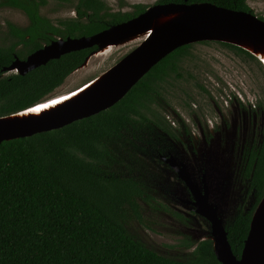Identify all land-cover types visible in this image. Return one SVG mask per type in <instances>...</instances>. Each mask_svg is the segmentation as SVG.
Wrapping results in <instances>:
<instances>
[{"label":"trees","instance_id":"trees-1","mask_svg":"<svg viewBox=\"0 0 264 264\" xmlns=\"http://www.w3.org/2000/svg\"><path fill=\"white\" fill-rule=\"evenodd\" d=\"M194 2L253 13L247 0H156L155 4ZM45 4L46 0H0V8L20 10L28 19L23 27L8 22L9 45L0 46V116L47 98L96 47L65 53L24 74H3L14 59L24 60L58 37L93 35L148 7L135 4L132 11H111L104 0H75L74 17L54 24L40 13ZM207 42L257 59L230 43L198 41ZM192 44L165 55L109 108L57 129L0 142V264H220L210 239L182 242L180 246L193 249L186 259L177 260L133 237L126 222L142 221L138 199L154 208V198L139 179L115 168L120 162L115 141L123 131L154 126L168 132L157 107L164 104L167 87L169 92L177 85L168 78L195 79L187 70ZM194 83L197 89L202 87ZM250 171L257 203L264 192V132L260 146L249 154L247 174ZM160 208L180 219L167 206ZM251 213L252 209L239 211L225 227L236 257L246 239Z\"/></svg>","mask_w":264,"mask_h":264},{"label":"rangeland","instance_id":"rangeland-1","mask_svg":"<svg viewBox=\"0 0 264 264\" xmlns=\"http://www.w3.org/2000/svg\"><path fill=\"white\" fill-rule=\"evenodd\" d=\"M104 1L111 11H132L135 4L151 6L156 2V0ZM74 3L75 0H46V4L40 8V13L57 24L58 19L74 17ZM247 3L255 15L264 19V0H247ZM8 22L23 27L27 25L28 19L20 10L1 7L0 46L9 45L6 38ZM140 40L141 38L118 44L97 56L91 55L85 67L72 71L62 85L46 97L73 90L100 75L134 49ZM189 53L191 55L187 60L189 66L187 70L192 72L195 79L186 83L180 82L181 91L191 86L194 87V91H198L194 85L196 81L212 93L210 95L217 103H221L225 98H231L226 111L227 128L220 129V133H217L211 141L201 142L192 152L187 147L188 137L178 142V139H171L163 130L154 126L143 130L131 127L123 131L115 141V148L120 158V162L115 165L117 171L122 175L139 179L153 196L154 200L151 202L154 205H165L181 214L184 221L185 219L188 221L184 227V221H180L161 208L159 209L163 212L152 208L150 204L139 198L142 221L130 219L126 222V228L147 248L177 260L186 259L188 252L193 249L180 246L182 242L193 240L197 243L207 239L211 230L207 220L195 213H190V208L181 203L179 197H189L186 187L183 183V185L177 184L178 179L168 167L164 166L160 156L171 154L176 160L192 163L193 168H198L197 173L191 169L192 179L196 183H199L201 168L206 172L208 194L212 203L217 205L218 215L226 227L240 207L248 208L254 199V193L247 192L249 179H245L242 175L243 153L244 149L252 143L255 148L259 146L263 131L260 123L264 122V70L260 66L261 62L259 64L257 59L249 58L217 42L193 43ZM16 72L15 69L9 71V73ZM182 79L175 80L182 81ZM234 95L243 99L248 96L255 105H259H256L255 109L241 107L233 101ZM178 102L176 98H171L170 105L163 104L157 107V111L162 117L170 114V110L172 114H183L186 118H192L193 113L184 109ZM224 103L226 102L223 101L222 106ZM199 104L207 114L213 115V112L222 110L209 98L203 100L200 97ZM188 111L189 115L186 114ZM230 120L235 122L230 124ZM234 123L236 126L232 127ZM237 126H245L246 130H241L239 127L235 130Z\"/></svg>","mask_w":264,"mask_h":264},{"label":"water","instance_id":"water-1","mask_svg":"<svg viewBox=\"0 0 264 264\" xmlns=\"http://www.w3.org/2000/svg\"><path fill=\"white\" fill-rule=\"evenodd\" d=\"M143 31H146L144 36L147 37L104 74L95 78L91 82H96L95 85L81 97L61 103L49 113L27 119H7L22 110L0 116V142L57 129L109 108L154 64L182 45L198 41L230 43L255 56L264 66V20L252 12L230 9L210 2H194L154 4L137 16L110 25L93 35L65 39L58 37L27 55L24 60L14 59L3 71L15 69L17 73L24 74L65 53L95 46L96 49L78 68L85 67L91 55L97 56L118 44L135 41V35ZM256 47L260 48L261 52L254 51ZM27 110L29 108L24 111ZM164 160L174 168L179 179L193 194L201 190L185 168L175 162L172 155ZM202 182L203 196L201 195L202 201H198L200 209L196 212L209 222L211 232L208 238L212 241L217 261L220 264H264V192L252 210L246 239L240 256L236 257L227 240L217 205L206 201L209 193L206 180L203 178ZM194 198L197 200L195 195Z\"/></svg>","mask_w":264,"mask_h":264},{"label":"flooded vegetation","instance_id":"flooded-vegetation-1","mask_svg":"<svg viewBox=\"0 0 264 264\" xmlns=\"http://www.w3.org/2000/svg\"><path fill=\"white\" fill-rule=\"evenodd\" d=\"M93 50H95V49H93ZM3 74H9V71L4 72ZM181 79H182V77L179 78V80H181ZM179 80L176 81L175 79H169L168 78V81H172V84L178 82V85L171 86L169 92H168V87L166 86L167 87V92L165 94H163L164 99H165L164 104L170 105L171 98H173V99L176 98L177 100H179L178 103L181 104L184 107V109H188L190 111V113H193L192 114V118H186L183 114H181V115L177 114V113L176 114L175 113L172 114L171 111L168 109L170 114L163 115L164 120L166 121V123L169 126L168 127L169 128L168 132H165V133L171 139H174V140L178 139V142H180V140H184L185 137H188L189 140H188L187 147H189L190 152H192L194 149H197V146H199L201 142L207 143V142L211 141L212 139L215 138L217 133H220L219 132L220 129L227 128L226 127L227 124H225V121L227 120L226 111H227V108H229L228 102H229V100L231 98L223 99V101H225L226 103H224V106H222V102L223 101H221V103H217L213 99L212 95H210L212 93H210L206 88H204L203 85H202L201 88L197 89L198 91H194L195 89L192 86L191 87H187L186 89H182V91H181V88L179 86L180 82H182V83L183 82L186 83V82L184 81L185 79H182V81H179ZM200 97L203 100H206L208 98L211 99V101H213L215 104L219 105L222 108V110L221 111L218 110L217 113L213 112V115L207 114L206 112H204L202 105L199 104ZM244 99L242 97H238V96L236 97L234 95L233 101L236 104L240 105L241 107L245 106V107L250 108V109H255L256 105H259V104L255 105L252 102V100H250L248 98V96H245ZM192 106H193V108H192ZM259 109H260V107H259ZM189 111L186 112L187 115H189ZM263 112H264V109H263ZM217 117H218V120H217ZM229 122L231 124V122H235V120H232V121L230 120ZM260 125H261L262 130H263L262 131V138H263L264 122H261ZM234 126H236L235 123L232 125V127H234ZM238 127L241 130H246L245 126H237L234 129L238 130L237 129ZM261 142H262V140H261ZM261 142H260V144H261ZM260 144H259V146H260ZM259 146H257L255 148V147H253V143H252L251 145H249V147H246L244 149V153H243L244 168H243V171H242V175H243V177L245 179H249L247 192H249V193L253 192L254 193V199L250 203V206L248 208H244L243 209V208L240 207L239 211H248V210H251V209L253 210L255 205H256V191H255V188L253 186H250V177L249 176L251 175V171L249 172V174H247V164H248L250 152L254 151ZM170 155L171 154H168V156H170ZM168 156H160L161 161H163L164 166L168 167L169 170H171L174 173L175 177L179 181L177 184H179V185H181L182 183L184 184V182H182V180L179 179L178 174L174 170V168L172 166H170L169 163H167L164 160V158L167 159ZM172 158L175 160V162L180 167L183 166L190 176H191V169H193V172L197 173L198 168L197 167L193 168L192 163H189V162L183 161V160H176L173 156H172ZM179 166H178V168L180 169ZM205 173L206 172L204 170H202V168H201V174H200V177H199V183H197V186H199L201 190H199L198 193L195 192L193 194L191 192V190L188 187L185 186L189 197H186V198H180L179 197V199H180L181 203H183V205H186V207L190 208L189 209L190 213H195V214L201 216L202 218H204L205 220H207L205 217H203L202 215H200V214H198L196 212L198 209H200V205H199L198 201L199 200H200V202L202 201L201 200V195L203 196V182H202L203 178L206 180L205 184L207 185V189H209ZM177 179H175V180H177ZM194 195L196 196L197 200L194 198ZM206 201L209 204L215 205V204L212 203V199L210 198L209 194H208V197L206 198ZM155 206H157L158 208L155 207ZM155 206H153V207L156 208V210H159V211L163 210V209L162 210L159 209L162 205H160V204L156 205L155 204ZM169 210L172 211L171 209H169ZM180 210L183 211L182 209H180ZM172 212H175V211H172ZM175 213L179 214L177 212H175ZM179 215H180V217H179L180 219L179 220L180 221H184L183 220V216L181 214H179ZM186 216H188V215H186ZM186 222H188V221H186V219H185V221L183 222L184 223L183 224L184 227L186 225ZM207 222H208V220H207ZM207 239H209V238H207ZM202 240H204V239H202Z\"/></svg>","mask_w":264,"mask_h":264},{"label":"bare ground","instance_id":"bare-ground-1","mask_svg":"<svg viewBox=\"0 0 264 264\" xmlns=\"http://www.w3.org/2000/svg\"><path fill=\"white\" fill-rule=\"evenodd\" d=\"M146 31H143L141 33L136 34L135 37H137V38H135V40H138L139 38H141L140 41H142L143 39H145L147 37V36H144V33H146ZM125 41H127V40H124V42ZM254 51H256L257 53H259V52H261V49L258 48V47H256V48H254ZM87 63H89V61ZM82 67H84V66H82ZM104 72H102L100 75L104 74ZM100 75H98V76H100ZM98 76H96L95 78H97ZM95 78H93V79H91V80H89V81L81 84L80 86L76 87L73 90L71 89L68 92L54 95L53 97H51L49 99H45L43 101H40V102H38V103L30 106L31 108H29V109L36 108L37 106L43 105V104L48 105V107L41 109L39 112H30L29 110L24 111V110H26V109H24V110H22L24 112L20 111L21 113L15 115L13 117H9L7 119H11V120H14V119H27V118H30V117L39 116V115H41L43 113L44 114L45 113H49L50 111L55 110L59 106V104L65 103L67 101L68 102L69 101H73V100L77 99L78 97H81L82 95H84L90 89H92V87L95 85L96 82H93V83H91V82ZM53 101H56L57 103H52ZM33 106H35V107H33ZM263 203H264V200H263ZM263 203L261 204V207H262Z\"/></svg>","mask_w":264,"mask_h":264},{"label":"snow or ice","instance_id":"snow-or-ice-1","mask_svg":"<svg viewBox=\"0 0 264 264\" xmlns=\"http://www.w3.org/2000/svg\"><path fill=\"white\" fill-rule=\"evenodd\" d=\"M52 103H57L56 101H53ZM48 107V105L43 104V105H39L36 108L33 109H29L30 112H39L41 109Z\"/></svg>","mask_w":264,"mask_h":264},{"label":"clouds","instance_id":"clouds-1","mask_svg":"<svg viewBox=\"0 0 264 264\" xmlns=\"http://www.w3.org/2000/svg\"><path fill=\"white\" fill-rule=\"evenodd\" d=\"M31 108V107H30Z\"/></svg>","mask_w":264,"mask_h":264}]
</instances>
